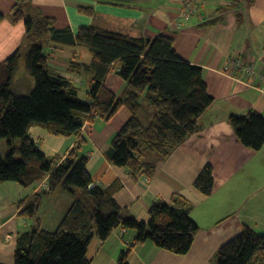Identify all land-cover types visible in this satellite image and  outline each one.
Masks as SVG:
<instances>
[{"label":"trees","instance_id":"16d2710c","mask_svg":"<svg viewBox=\"0 0 264 264\" xmlns=\"http://www.w3.org/2000/svg\"><path fill=\"white\" fill-rule=\"evenodd\" d=\"M11 1L8 18L12 24L23 23L24 37L20 47L0 62V138L7 145L6 156L0 158V185L11 182L28 188L40 184L42 188L19 202V217L36 225L17 236L13 264H89L87 249L91 241L104 242L117 228L135 231L130 246L149 242L174 255H186L199 231L189 216L190 203L179 194H173L168 203L155 201L147 221L142 222L115 203L113 195L120 189L119 183L88 189L93 182L81 128L94 118L109 121L121 107L126 108L130 118L110 142V163L125 169L133 179H151L157 162L198 132L199 119L214 104L202 69L176 54L170 36L132 38L92 26L73 34L68 27L56 28L53 18L32 6V0ZM5 16L0 13V21ZM47 43L88 51L89 64L75 60L68 63L70 71L91 76L88 102H81L78 88L50 69L43 52ZM21 63L34 81L27 95H17L12 89ZM109 72L125 84L120 96L103 86ZM144 106L153 110L146 122L138 116ZM227 120L243 147L261 150V114L249 110L241 116L230 115ZM33 126L52 136L75 138V143L62 159L46 157L29 137L28 130ZM46 187L49 192H62L71 198L54 231L41 228L38 218ZM193 187L206 197L212 194L213 169L209 164L202 168ZM128 251L120 254L117 264H127ZM213 262L264 264V231L242 227L239 235L216 251Z\"/></svg>","mask_w":264,"mask_h":264},{"label":"crops","instance_id":"0c3cea01","mask_svg":"<svg viewBox=\"0 0 264 264\" xmlns=\"http://www.w3.org/2000/svg\"><path fill=\"white\" fill-rule=\"evenodd\" d=\"M189 1L195 2L196 10L184 20L180 11ZM31 4L53 18L56 28L68 27L73 34L92 26L132 38L172 37L176 54L202 69L207 91L214 98V104L199 119L198 132L157 162L151 179H133L125 169L110 163L111 139L130 118L126 108L121 107L109 121L94 118L83 126L87 170L94 186L107 188L119 183L121 187L113 195L115 203L142 222L147 221L153 202L168 203L173 194H179L190 203L189 216L199 227L189 252L183 256L149 242L130 246L135 231L117 228L108 240L91 241L87 249L89 264H117L120 254L127 250V264H214L216 251L239 235L242 227L264 231V145L257 152L243 147L227 120L230 115L241 116L249 110L264 118V91L219 73L229 55L252 58L256 69L264 72V0H32ZM11 7V0H0V13L6 15L0 21V62L18 48L24 34L22 22L12 24L7 16ZM47 48L50 69L78 88L81 102H88L91 76L68 68L71 60L89 64L88 51L51 43ZM249 81L256 83L253 77ZM103 86L115 96L125 89L114 72L105 76ZM33 87L34 81L21 63L12 89L17 95H27ZM152 114L153 110L144 106L139 118L146 122ZM28 134L49 158L62 159L75 143V138L52 136L36 126L30 127ZM0 144L5 154V142L0 140ZM207 164L213 169L214 188L206 197L193 184ZM40 190V184L28 188L11 182L0 185V264H13L17 236L34 225L33 220L19 217V202ZM48 190L46 187L42 195L38 218L43 229L54 231L71 198Z\"/></svg>","mask_w":264,"mask_h":264},{"label":"built area","instance_id":"2783aa9c","mask_svg":"<svg viewBox=\"0 0 264 264\" xmlns=\"http://www.w3.org/2000/svg\"><path fill=\"white\" fill-rule=\"evenodd\" d=\"M195 10L196 7L194 4H186L181 11L183 19L188 20ZM225 62L223 73L229 74L228 76L225 75L227 78L243 84L245 83L248 87L256 89L260 92L264 91V74L256 72L254 63L241 55L236 56L233 59L227 58ZM251 77L256 79V83L254 85L249 83V79Z\"/></svg>","mask_w":264,"mask_h":264},{"label":"rangeland","instance_id":"374dc122","mask_svg":"<svg viewBox=\"0 0 264 264\" xmlns=\"http://www.w3.org/2000/svg\"><path fill=\"white\" fill-rule=\"evenodd\" d=\"M186 4H194L195 7H196V4H195L194 1H189V2L184 3L183 7L181 8V11L183 10V8L185 7ZM181 11H180V12H181ZM7 16H8V15H7ZM188 19H189V18H188ZM22 24H23V23H22ZM59 29H61V28H59ZM23 37H24V34H23V36H22V39H23ZM22 39H21V43H22ZM21 43L19 44L18 47H20ZM47 46H48V43L45 44L44 47H43V52H44V53H46L47 50H48ZM65 48H67V47H65ZM17 49H18V48H17ZM17 49H16V50H17ZM13 52H14V51H13ZM241 56H243V55H241ZM234 57H236V56H235V55H229V56H226V58H225V60H224V64L226 63L225 61H226L227 58H229V59H233ZM246 59H248L249 61H251L252 63H254V65H255V67H256V64H255V62H254V60H253L252 58L247 57ZM3 61H4V60H3ZM1 62H2V61H1ZM224 64H223L222 69L219 71V73H220V74H223L224 76H225V75L228 76L229 74H225V73H223V70H224ZM255 70H256L257 73H263V74H264V72H262V71L260 72V71H258L256 68H255ZM82 73H84V72H82ZM85 74H87V73H85ZM226 76H225V77H226ZM234 79H235V78H234ZM249 83L252 84L250 81H249ZM249 83H248V84H249ZM244 84H245V83H244ZM138 116H140V114H139ZM87 123H88V122H87ZM85 124H86V123H84L83 126H84ZM83 126H82L81 130H83ZM115 134H116V133H115ZM113 137H114V136H113ZM0 140L4 141V142H5V145H6V140H5V139L0 138ZM111 140H112V139H111ZM0 147H2L1 144H0ZM6 148H7V145H6ZM4 150H5V148H3L2 151H0V154H3V153H4ZM6 153H7V151H6ZM6 153L2 155L1 159H3V158L6 156ZM93 185H94V184H93ZM93 187H95V186H93ZM93 187H92V188H93ZM33 224H34V226L36 225V223H34V222H33ZM40 226H41V225H40ZM32 228H33V227H32ZM41 228H42V227H41Z\"/></svg>","mask_w":264,"mask_h":264},{"label":"water","instance_id":"95a60500","mask_svg":"<svg viewBox=\"0 0 264 264\" xmlns=\"http://www.w3.org/2000/svg\"><path fill=\"white\" fill-rule=\"evenodd\" d=\"M93 186H94L93 183L89 184L88 189H91Z\"/></svg>","mask_w":264,"mask_h":264},{"label":"bare ground","instance_id":"6f19581e","mask_svg":"<svg viewBox=\"0 0 264 264\" xmlns=\"http://www.w3.org/2000/svg\"><path fill=\"white\" fill-rule=\"evenodd\" d=\"M194 13H195V12H194ZM194 13H193V14H194ZM193 14H191V16H192ZM191 16H190V17H191Z\"/></svg>","mask_w":264,"mask_h":264}]
</instances>
